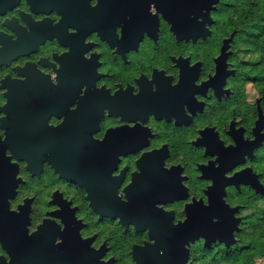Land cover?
Masks as SVG:
<instances>
[{
  "label": "flooded vegetation",
  "instance_id": "flooded-vegetation-1",
  "mask_svg": "<svg viewBox=\"0 0 264 264\" xmlns=\"http://www.w3.org/2000/svg\"><path fill=\"white\" fill-rule=\"evenodd\" d=\"M190 1L0 0V264H140L163 250L150 230L203 220L210 194L238 226L264 196L226 184L264 185V95L215 14L234 3Z\"/></svg>",
  "mask_w": 264,
  "mask_h": 264
},
{
  "label": "rangeland",
  "instance_id": "rangeland-1",
  "mask_svg": "<svg viewBox=\"0 0 264 264\" xmlns=\"http://www.w3.org/2000/svg\"><path fill=\"white\" fill-rule=\"evenodd\" d=\"M233 5H221L215 13L219 22L229 23L232 27L228 30L237 29L238 34L234 46L241 51V78L243 88L249 89V96L262 95L264 92V80L254 81L250 79L251 69L257 64L264 67V41L253 40L252 31L257 28L248 27L250 21L255 22L258 11L264 18V0H229ZM261 18V20H263ZM251 23V24H252ZM244 91V90H243ZM262 161L259 163V171L264 174V148L259 153ZM258 156V157H259ZM244 206L240 212L243 220L239 224V229L234 231L236 250L243 257V264H264V196H257L255 200L242 198L240 200ZM217 243V242H216ZM215 244V243H214ZM205 246L201 239L192 242L190 245V261L192 264H229L222 260H213L212 257L195 258V253L201 246ZM194 253V254H193Z\"/></svg>",
  "mask_w": 264,
  "mask_h": 264
},
{
  "label": "water",
  "instance_id": "water-1",
  "mask_svg": "<svg viewBox=\"0 0 264 264\" xmlns=\"http://www.w3.org/2000/svg\"><path fill=\"white\" fill-rule=\"evenodd\" d=\"M206 4L198 2V0H191L189 4L190 15H198L201 13L202 9L207 11L213 8L212 4L216 3L217 0H204ZM181 5L178 4V9ZM208 12L205 13V15ZM195 20V17L193 18ZM190 23H192L190 21ZM196 30L195 27L192 28ZM233 34L230 38L225 40V45H229L232 40ZM225 56V55H223ZM264 127V112L259 109V118L256 121V127L254 128L255 139L250 142V150L252 151L255 147L260 145L264 141V133L262 129ZM243 139H237L236 150L245 154V148ZM67 152L73 153L68 150ZM250 152V151H249ZM248 152V153H249ZM252 154V152H250ZM230 149H226L224 153V158H228L231 155ZM239 181L251 184L259 193L264 194V185L261 183L260 179L256 174L251 172V169L243 170L237 173L235 176L230 178L227 183H238ZM212 188H215L213 186ZM215 190V189H214ZM236 208H231L224 200L220 197L215 198L210 194V203L206 206L204 212V219H198L196 214L189 213L188 219L181 226H172L171 229H162L161 236L156 235L154 230H150V237L157 238L161 241L162 253L160 257L156 259L152 256L150 259H136L140 264H192L190 261V245L198 239H204V245L206 247H211L214 243L219 242L225 245H230L235 243L234 231L239 229L238 223L241 221L240 218L234 217V211ZM217 217L218 220L215 221L214 218ZM189 225V226H186ZM139 229L138 226H136ZM137 246L135 247V250ZM135 253V252H134ZM136 254V253H135Z\"/></svg>",
  "mask_w": 264,
  "mask_h": 264
},
{
  "label": "trees",
  "instance_id": "trees-1",
  "mask_svg": "<svg viewBox=\"0 0 264 264\" xmlns=\"http://www.w3.org/2000/svg\"><path fill=\"white\" fill-rule=\"evenodd\" d=\"M262 11L264 12V10ZM261 18H263V16L260 14V11H258L256 21H253V23L252 21H250L248 24H246L248 27L257 28L255 32L252 31L253 40L259 39L264 41V18L263 20H261ZM251 71L252 73L249 74L250 79L257 82L264 80L263 66L257 64L251 69ZM262 159V156L256 157V161H262ZM256 168H259V163H256ZM262 171H264V166ZM236 245L237 244L225 245L219 242L213 244L211 247H206L202 245L198 249L197 253H195V258L199 259L204 258L206 256H210L213 260H222L228 262L229 264H243V257L240 256L239 252L236 250ZM202 264H208V262H203Z\"/></svg>",
  "mask_w": 264,
  "mask_h": 264
}]
</instances>
